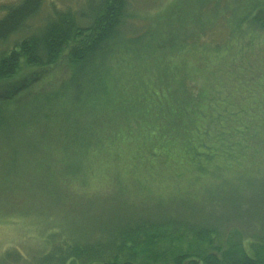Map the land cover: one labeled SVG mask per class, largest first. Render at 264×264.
Segmentation results:
<instances>
[{
	"label": "trees",
	"instance_id": "1",
	"mask_svg": "<svg viewBox=\"0 0 264 264\" xmlns=\"http://www.w3.org/2000/svg\"><path fill=\"white\" fill-rule=\"evenodd\" d=\"M83 2L29 29L42 0H19L0 18V45L17 37L0 49V82L69 58L53 91L0 100V160L15 171L49 162L57 170L51 178L68 180L83 178L97 159L115 163L116 201L90 224L85 213L80 236L57 246L46 264H264V245L251 250L238 241L253 231L264 242V173L243 176L253 164L245 160H264V104L255 95H264V0H174L144 23L128 0ZM217 27L221 39L202 48ZM184 58L204 81L192 98L175 88L184 83L177 73ZM126 144L135 147L129 157L120 154ZM156 176L168 190L157 198ZM46 178L43 189L61 195ZM230 224L238 226L225 245L213 246ZM163 239L189 247L162 257L154 246ZM194 242L212 247L192 249Z\"/></svg>",
	"mask_w": 264,
	"mask_h": 264
},
{
	"label": "rangeland",
	"instance_id": "2",
	"mask_svg": "<svg viewBox=\"0 0 264 264\" xmlns=\"http://www.w3.org/2000/svg\"><path fill=\"white\" fill-rule=\"evenodd\" d=\"M18 1L0 0V18L4 15L5 7ZM171 1L174 0H128V3L131 12L133 11L138 18H141L136 20V22L144 23L142 18L156 13L158 8L163 10ZM42 3V8L36 19L28 22V29L36 27L40 23V19H44L53 10L67 7L74 9L84 2L83 0H42ZM222 23L227 24V21L223 20ZM220 29L217 27L214 28V31L212 30L213 34L212 31L210 32L209 36H212L211 38L208 37L210 42L205 43L206 46L202 48L213 49L215 47V43L211 41L221 39L217 35ZM259 33L264 36V31ZM16 38L11 36L4 44L0 45V49H10L14 42L13 39ZM218 47L223 49L224 45L221 44ZM261 47H264V43H262ZM182 61L184 62L179 65L177 73H180L184 83L175 88H179L186 97L191 96L190 98H192L197 96V93L202 89L204 81L202 76H198L193 72L191 59L184 58ZM256 63L258 65L261 64L257 60ZM68 64L69 58L66 54H63L51 67H30L21 70L14 77L0 82V100L15 99L14 101H16L27 95L48 94L64 81L69 71ZM183 64L184 68H182ZM223 64L226 65L225 62ZM259 67L262 68L259 74L262 76L261 82H264V62ZM255 95L258 98L257 101L264 104L262 91ZM4 147L0 141V149ZM134 149L133 144H126L121 149L120 154H123L124 157H129ZM116 154L117 152L114 153V155ZM112 156L113 153L111 152L110 158ZM101 160H103L102 163H99L98 159L92 161V166L83 178H81L82 176H75L70 178V180L59 176L51 178L52 174L54 175L57 170L55 167H51L53 164L49 162L34 161L33 164H23L24 166L15 171V168H12L9 162L0 160V264H46L54 262L56 258L54 252L58 250L56 247L60 245L59 247L62 248L64 243L68 245L70 241L78 238L79 234L83 232L82 229L85 228V224H83V227L81 225L85 213L89 215V218H85L88 219L87 222L89 224L92 222L91 214H98L101 217L105 216L104 213H101L108 206L110 207L112 202L116 201L115 195L118 193V188H116L114 180L115 163L108 157ZM30 161L33 162L32 160ZM59 162L62 161L60 160ZM251 162L253 164L247 166L249 171L244 172L243 176L251 177L250 179L254 180L257 175L261 176L264 173V160H245L246 165ZM49 167L51 169L44 170V168L47 169ZM107 171H109L108 176L106 175ZM236 174L233 179L238 177ZM46 176L53 179L52 182L60 186L62 196L50 192V189L48 191L43 189L41 178L48 180ZM118 176L124 184L132 185V181L128 176ZM151 184L150 187L154 190L153 195L156 198L161 192L164 194L168 192L167 187L166 191L161 188L166 184L157 176ZM118 199L124 200L126 198L120 195ZM78 205H80V208ZM235 226L237 227L238 225L230 224L226 230L214 237L215 241L212 245L215 246L218 242L221 247L224 246L227 235L230 232L229 229L235 228ZM84 231L88 232L89 230L86 228ZM93 232L97 233V231ZM240 232H243V229H240ZM253 236V231L241 233L238 241L251 250L262 248L264 242H255ZM188 247L189 245L183 242L178 243L174 240L163 239L155 244L154 253H164L163 257L169 255L172 251ZM190 247L192 249H195V247H197L196 249L209 248V246L204 248L197 242H194ZM162 257L155 259L159 260Z\"/></svg>",
	"mask_w": 264,
	"mask_h": 264
}]
</instances>
